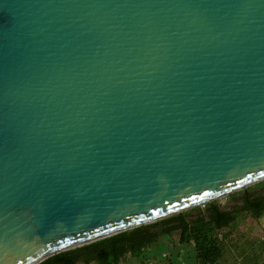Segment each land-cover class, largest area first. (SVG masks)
<instances>
[{
  "label": "water",
  "instance_id": "water-1",
  "mask_svg": "<svg viewBox=\"0 0 264 264\" xmlns=\"http://www.w3.org/2000/svg\"><path fill=\"white\" fill-rule=\"evenodd\" d=\"M262 181L264 0H0V264Z\"/></svg>",
  "mask_w": 264,
  "mask_h": 264
},
{
  "label": "trees",
  "instance_id": "trees-1",
  "mask_svg": "<svg viewBox=\"0 0 264 264\" xmlns=\"http://www.w3.org/2000/svg\"><path fill=\"white\" fill-rule=\"evenodd\" d=\"M259 188V191H252ZM232 211L220 209L215 201L198 208L195 218L187 212L142 225L111 237L54 255L40 264H119L126 256L137 258L160 235L179 232V242L194 245L199 264H216L222 257L218 232L235 225L242 213L260 219L264 214V181L247 188L242 205Z\"/></svg>",
  "mask_w": 264,
  "mask_h": 264
},
{
  "label": "rangeland",
  "instance_id": "rangeland-1",
  "mask_svg": "<svg viewBox=\"0 0 264 264\" xmlns=\"http://www.w3.org/2000/svg\"><path fill=\"white\" fill-rule=\"evenodd\" d=\"M259 190L255 188L252 191ZM244 193L238 191L214 201L220 209L232 211L235 206L242 205ZM203 206L184 211L187 212V219L195 218L198 208L203 210ZM179 232L160 235L151 246L142 250L139 257L126 256L119 264H199L194 245L181 244ZM217 238L222 257L216 264H264V214L257 220L242 213L236 224L219 231Z\"/></svg>",
  "mask_w": 264,
  "mask_h": 264
}]
</instances>
